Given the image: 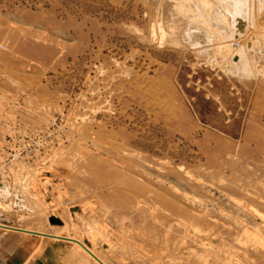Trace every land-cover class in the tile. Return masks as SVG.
Wrapping results in <instances>:
<instances>
[{
  "label": "rangeland",
  "instance_id": "rangeland-1",
  "mask_svg": "<svg viewBox=\"0 0 264 264\" xmlns=\"http://www.w3.org/2000/svg\"><path fill=\"white\" fill-rule=\"evenodd\" d=\"M207 1L0 0L3 218L108 264H264V0Z\"/></svg>",
  "mask_w": 264,
  "mask_h": 264
},
{
  "label": "crops",
  "instance_id": "crops-1",
  "mask_svg": "<svg viewBox=\"0 0 264 264\" xmlns=\"http://www.w3.org/2000/svg\"><path fill=\"white\" fill-rule=\"evenodd\" d=\"M0 225L7 227H0V264H101L80 244L72 241L73 237L61 236V238L65 237L61 239L13 230L56 235L51 231L38 230L9 218H3L1 215ZM95 256L104 264H108L101 257Z\"/></svg>",
  "mask_w": 264,
  "mask_h": 264
},
{
  "label": "water",
  "instance_id": "water-1",
  "mask_svg": "<svg viewBox=\"0 0 264 264\" xmlns=\"http://www.w3.org/2000/svg\"><path fill=\"white\" fill-rule=\"evenodd\" d=\"M51 224H57V222H59L57 219H52L51 221ZM0 227H3L0 225ZM3 228H7V227H3ZM8 229H12V228H8ZM13 230H18V231H21V232H26V233H30V234H36V235H41V236H47V237H54L52 235H47V234H43V233H36V232H31V231H25V230H21V229H13ZM58 238H61V237H58ZM61 239H65V238H61ZM72 241H75L76 243L80 244L85 250H87L91 255H93L101 264H104L101 260H99L92 252H90L82 243H80L79 241L77 240H72Z\"/></svg>",
  "mask_w": 264,
  "mask_h": 264
},
{
  "label": "bare ground",
  "instance_id": "bare-ground-1",
  "mask_svg": "<svg viewBox=\"0 0 264 264\" xmlns=\"http://www.w3.org/2000/svg\"><path fill=\"white\" fill-rule=\"evenodd\" d=\"M186 1H197V2H199L200 4H202V5H207V3H208V1L207 0H186ZM28 231V230H27ZM54 237H61L60 235H54ZM65 238V237H64ZM72 240L74 239V238H71ZM57 240V239H56ZM78 240V239H77ZM78 241H80V240H78ZM82 244H84V246L88 249V250H90L93 254H95V252L93 251V249H91L88 245H86L85 243H83L82 241H80ZM80 249H82V248H80ZM85 252V251H84ZM86 253V252H85ZM89 255V254H88ZM96 255V254H95ZM104 263V262H103Z\"/></svg>",
  "mask_w": 264,
  "mask_h": 264
},
{
  "label": "built area",
  "instance_id": "built-area-1",
  "mask_svg": "<svg viewBox=\"0 0 264 264\" xmlns=\"http://www.w3.org/2000/svg\"><path fill=\"white\" fill-rule=\"evenodd\" d=\"M0 246H1V244H0Z\"/></svg>",
  "mask_w": 264,
  "mask_h": 264
}]
</instances>
